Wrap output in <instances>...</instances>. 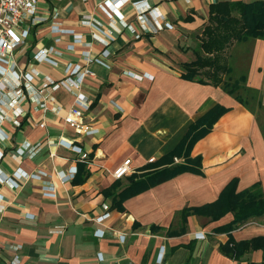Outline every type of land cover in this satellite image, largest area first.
Wrapping results in <instances>:
<instances>
[{"label": "crops", "instance_id": "1", "mask_svg": "<svg viewBox=\"0 0 264 264\" xmlns=\"http://www.w3.org/2000/svg\"><path fill=\"white\" fill-rule=\"evenodd\" d=\"M133 1L37 0L34 13L22 19L12 69L29 73L31 87L20 98L10 65L0 73V175L47 174L15 176L17 187L0 180V264H12L14 255L19 264H264L261 246L239 258L229 250L232 243L264 239V216L226 230L231 212L215 220L190 212L216 201L233 180L236 191L259 183L264 194V112L258 119L220 86L184 78L169 58L191 47L212 4L264 0H147L172 25L157 31L138 16ZM236 46L242 51L239 69L264 106V39ZM42 52L53 63L41 60ZM76 64L92 73L78 87L51 89ZM129 72L147 74L136 79ZM34 93L45 107L31 100ZM78 101L87 105L83 118L97 129L94 134L64 122ZM217 106L226 110L187 155L200 157L199 172H180L117 203L130 175L113 177L117 166L130 159L131 174H140L162 162ZM63 140L79 145L88 158ZM185 157L174 155L172 164ZM59 171L73 173L61 178ZM105 212L110 216L102 223L93 220Z\"/></svg>", "mask_w": 264, "mask_h": 264}, {"label": "trees", "instance_id": "2", "mask_svg": "<svg viewBox=\"0 0 264 264\" xmlns=\"http://www.w3.org/2000/svg\"><path fill=\"white\" fill-rule=\"evenodd\" d=\"M258 38L264 39V1L214 3L210 7L207 23L202 27L199 41L192 49L194 58L179 62L181 75L201 83L220 86L259 119L261 118L259 114L264 112V106L258 90L246 84L245 73L235 75L228 61V48L234 42L242 43ZM224 110L226 109L217 106L191 125L181 142L162 159V162L146 165L145 171L140 174L130 173L127 184L118 194L117 203L124 197L147 188L148 185L161 182L180 172L187 170L199 172L200 157L189 158L188 152L192 144L209 130ZM174 155L186 156L184 163L172 164ZM193 210L208 216L211 220L231 212L233 219L224 227L229 230L249 218L264 216V194L259 183L248 189L236 191V181L233 180L221 191L216 201L200 208H193L190 212ZM188 212L184 209L182 214L186 215ZM250 246L255 248L261 246L264 252V239L255 238L232 243L229 248L230 256L239 258V253Z\"/></svg>", "mask_w": 264, "mask_h": 264}, {"label": "built area", "instance_id": "3", "mask_svg": "<svg viewBox=\"0 0 264 264\" xmlns=\"http://www.w3.org/2000/svg\"><path fill=\"white\" fill-rule=\"evenodd\" d=\"M124 1V0H122ZM134 8L137 10V14L139 17L144 19H150L152 22V30L157 31L162 29L163 27L171 28L172 25L168 22H162V16L160 12L155 8L149 5L147 0H138L132 2ZM37 5V0H0V73H5L7 71L6 65H10V72L14 76L15 84H16V95L24 97L23 89H28L31 87V75L29 73H18L15 69H12V51L13 49L22 42L23 35H22V19L30 16L34 13ZM103 9L106 10L105 5H101ZM107 11V10H106ZM81 35H75L76 39H79ZM104 53V54H103ZM103 54V55H102ZM102 57H106L108 55L107 51L102 52ZM41 60H47L52 62L46 55L45 52H42L38 56ZM96 62L109 67V64L103 61L102 58L97 57L94 59ZM53 63V62H52ZM70 68V64L68 65L67 69ZM87 73H92V71L88 68H81L80 65L76 64L70 69V73L67 77H65L62 81L54 84L51 86V89H56L60 85H64L69 89L73 87H78L83 78ZM132 77L136 79H142L147 73L143 74H135L130 73ZM47 86L46 83L42 85ZM31 100L35 101L39 104L40 107H45V101L41 100V98L37 95V93L32 94ZM2 102L4 101L2 98L0 99ZM87 108V105L82 102H76L64 117V122L71 128L77 130L81 134L90 135L94 134L97 129L87 123L83 118V112L81 108ZM64 141V140H63ZM66 146L71 149L72 151L76 152L80 155L81 159H87L88 153L84 151L79 145L73 144L71 141H64ZM21 152V150H19ZM1 156V153H0ZM154 158H151L150 161H153ZM73 172H68L67 174L63 171H59V175L61 178H65L70 176ZM132 173V169L130 166V159L124 160L119 166H117L113 171L112 175L115 178H122L128 174ZM47 173L43 170H37L36 172L26 174L24 172L16 171L14 176L9 177H2L0 175V180L8 181L11 185L17 187L18 183L15 179V176L21 177L24 176L26 178H35L41 179ZM44 191H54V187L51 185H44ZM110 216V212H105L99 216L93 217V220L102 223L106 218ZM163 250L158 252L157 260L158 262L162 261L163 258ZM19 256L14 255L12 258V264H19Z\"/></svg>", "mask_w": 264, "mask_h": 264}, {"label": "rangeland", "instance_id": "4", "mask_svg": "<svg viewBox=\"0 0 264 264\" xmlns=\"http://www.w3.org/2000/svg\"><path fill=\"white\" fill-rule=\"evenodd\" d=\"M202 27L199 29L198 33L196 35H194L191 47L189 49H183L182 48V49H180V51H178V54L171 53V57H169V58H170V60H172L174 62V64L178 65L180 61L190 60V59L194 58V55L192 53V49L194 47H196V45L199 41V37L201 35ZM238 43L239 42H234L232 44V46H230L228 48V55H229L228 61H229V64L233 67L235 75L243 73L242 67H240V69H239V64L236 62V60H238L237 58L240 57V55H242V51H238L235 49L237 47L236 45ZM181 161L182 160H179L178 163H181Z\"/></svg>", "mask_w": 264, "mask_h": 264}]
</instances>
